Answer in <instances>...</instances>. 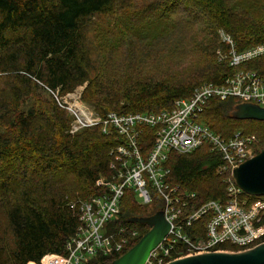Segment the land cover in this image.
<instances>
[{"label":"trees","instance_id":"16d2710c","mask_svg":"<svg viewBox=\"0 0 264 264\" xmlns=\"http://www.w3.org/2000/svg\"><path fill=\"white\" fill-rule=\"evenodd\" d=\"M195 1L214 12L216 27L225 26L232 32L238 51L264 44V15L243 20L227 0ZM132 2L0 0V74L8 76V89L0 94V204L13 241V249L8 250L1 243L4 235L0 227V264H40L47 254L66 255L67 245L80 224L79 209H72L71 205L100 194L96 183L101 178L111 179L116 173L111 168L117 161L112 151L125 142L114 128L109 133L96 127L73 134L74 118L54 98L50 102L41 99L44 89L40 84L59 90L62 95L87 84L83 99L92 102L98 114L107 118L112 113L128 116L169 111L176 100L192 97L205 84L220 85L232 73L228 63H219L218 68L201 73V77L185 85L144 78L137 82L139 85L120 90L115 87V80L106 75L95 82L92 75L97 67L89 38L94 20L127 9ZM171 15V11H162L156 22L163 23ZM148 21L153 22L151 18ZM212 40L205 53L209 61H218L216 50L223 44ZM240 68L264 74V57ZM33 98L38 99V104L24 111ZM237 105L235 98L222 101L214 97L205 106L201 120L212 132L224 137L240 130L254 132L242 124L252 125L255 121L230 117ZM223 127L233 130L220 132ZM154 132L149 126L142 128L139 146L144 155L152 150ZM222 163L220 155L211 152L208 145L189 155L171 151L165 164L170 171L168 182L197 193L196 207L211 199L224 203L228 185L227 174L218 173ZM136 197L133 191L125 193L120 216L113 221L115 228L142 225L147 231V225L129 223L128 219L151 216L163 208L162 201L153 198L159 206L148 212ZM243 197L250 198L249 202L258 199L245 193ZM208 220L204 217L186 232L192 239L203 237ZM141 238L142 235L122 254L101 256L92 264H113ZM222 247L235 250L230 245Z\"/></svg>","mask_w":264,"mask_h":264},{"label":"built area","instance_id":"2783aa9c","mask_svg":"<svg viewBox=\"0 0 264 264\" xmlns=\"http://www.w3.org/2000/svg\"><path fill=\"white\" fill-rule=\"evenodd\" d=\"M219 37L223 46L216 50L218 62L228 63L233 68L232 73L220 85L205 84L197 88L192 97L176 100L169 111L87 117L81 104L71 98L76 95L63 97L59 96V90H50L58 105L75 116L73 134L92 126H100L104 133L114 128L125 137V142L112 151L117 161L111 168L116 173L111 179L101 178L96 183L100 194L71 205L72 209H79L80 224L67 245V254H47L40 264H92L101 256L119 255L128 249L140 238L138 229L122 226L106 234L103 232L106 224L120 216L121 201L128 190L144 205L151 203L153 198L161 199L162 210L171 226L146 264H169L208 253L242 252L264 243V196L249 202L233 178L234 169L255 156L259 138L241 130L223 137L212 132L201 120L205 106L214 97L222 101L235 98L240 103L264 108V74L240 68L264 57V44L238 51L229 33L220 30ZM145 126L155 129L152 150L146 155L139 146ZM205 145L219 154L223 162L218 173L227 174L228 199L224 203L211 199L196 207L197 193L186 192L180 185L168 182L170 171L165 164L171 151L187 155ZM206 216L209 220L205 235L192 239L186 229ZM224 245L233 246L235 250H226Z\"/></svg>","mask_w":264,"mask_h":264},{"label":"rangeland","instance_id":"374dc122","mask_svg":"<svg viewBox=\"0 0 264 264\" xmlns=\"http://www.w3.org/2000/svg\"><path fill=\"white\" fill-rule=\"evenodd\" d=\"M227 1L235 7L239 19L253 20L264 15V0ZM162 11L165 13L171 11L172 15L165 19L163 23L156 22L158 21L156 16ZM213 13L206 10L195 0H184L182 2L178 0H133L127 9L95 18L94 27L89 35L91 56L97 67V71L92 75L93 80L98 82L104 75L109 76L115 80V87L120 90L130 88L144 78L167 81L174 85H185L199 77L201 73L203 74L214 67L218 68L220 64L216 58L215 61H209L205 52L211 38L212 41L220 42L219 31L222 30L221 28L224 31L227 28L225 26L216 27L217 23L212 20ZM150 18L153 22L148 21ZM228 31L232 36V32ZM212 32L215 33L214 36H212ZM233 38L235 37L233 36ZM213 50H211V55ZM7 80L8 76L0 74V94L8 89ZM40 85L44 89L40 93L41 99L49 102L53 98L55 99L47 86ZM86 88L87 84L64 95L58 93L59 96L63 97L76 95V97L71 98L76 99V102L81 104L83 114H86L87 117L96 118L95 114L99 115L97 108L92 102H87L82 97ZM38 102L37 98H33L24 106V111L27 112L30 108L36 106ZM239 104L246 103L238 101ZM234 111L230 113L231 118H233ZM67 112L72 118L75 117L70 111ZM242 126L252 128L254 130L252 133L259 138V145L255 149L256 156L264 149V122L255 121L252 125L246 123ZM90 128L96 127L92 126ZM227 130L228 127H223L220 132H227ZM231 130L233 128L229 129L228 132ZM136 199L140 201L138 197ZM247 199L250 198L247 197ZM158 206L159 203L156 201L144 205L148 212L155 211ZM162 209L159 211H163ZM136 226L142 236L150 230L148 227V230L145 231L146 226ZM0 227L4 235L1 243L8 250L13 249L7 218L2 212L1 204ZM114 230L115 227L112 222L105 225L103 232L106 234ZM144 231L146 233L142 234Z\"/></svg>","mask_w":264,"mask_h":264},{"label":"water","instance_id":"95a60500","mask_svg":"<svg viewBox=\"0 0 264 264\" xmlns=\"http://www.w3.org/2000/svg\"><path fill=\"white\" fill-rule=\"evenodd\" d=\"M235 120L264 122V108L254 104H239L232 114ZM233 178L241 190L253 197L264 196V149L233 171ZM129 223L145 224L150 230L139 242L113 264H146L151 252L170 230L163 211L146 217L133 216ZM169 264H264V243L242 252H216L189 256Z\"/></svg>","mask_w":264,"mask_h":264}]
</instances>
